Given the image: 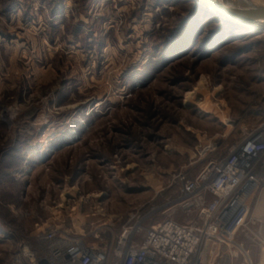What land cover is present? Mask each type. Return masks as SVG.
Here are the masks:
<instances>
[{
  "label": "rangeland",
  "instance_id": "obj_1",
  "mask_svg": "<svg viewBox=\"0 0 264 264\" xmlns=\"http://www.w3.org/2000/svg\"><path fill=\"white\" fill-rule=\"evenodd\" d=\"M206 10L0 0V264L37 223L113 247L126 227L136 243L170 213L194 219L181 175L264 128V26ZM256 173L247 225L207 245L219 264H264V161Z\"/></svg>",
  "mask_w": 264,
  "mask_h": 264
},
{
  "label": "built area",
  "instance_id": "obj_2",
  "mask_svg": "<svg viewBox=\"0 0 264 264\" xmlns=\"http://www.w3.org/2000/svg\"><path fill=\"white\" fill-rule=\"evenodd\" d=\"M260 129L225 158L208 162L194 178L181 175L178 206L194 212L193 220L180 222L170 213L136 243L135 228L126 227L113 247L104 241L89 243L58 225L37 223L32 241L22 240L9 264H219L220 250L207 253V245L232 244L251 217L249 199L260 187L256 170L264 161V128Z\"/></svg>",
  "mask_w": 264,
  "mask_h": 264
},
{
  "label": "water",
  "instance_id": "obj_3",
  "mask_svg": "<svg viewBox=\"0 0 264 264\" xmlns=\"http://www.w3.org/2000/svg\"><path fill=\"white\" fill-rule=\"evenodd\" d=\"M213 13L238 26L264 25V1L251 0H195Z\"/></svg>",
  "mask_w": 264,
  "mask_h": 264
},
{
  "label": "bare ground",
  "instance_id": "obj_4",
  "mask_svg": "<svg viewBox=\"0 0 264 264\" xmlns=\"http://www.w3.org/2000/svg\"><path fill=\"white\" fill-rule=\"evenodd\" d=\"M241 1H244V0H241ZM245 1H251V0H245ZM253 1V0H252ZM205 8V7H204ZM207 10H209V12L211 11V9L210 8H206ZM206 10V11H207ZM212 12V11H211ZM255 27H262V26H264L263 24H256V25H254ZM243 27V26H242ZM255 27H252V28H255ZM251 29V28H250ZM255 29H257V28H255ZM245 30V29H244ZM264 31V30H263ZM259 35V34H258ZM255 37H256V35H255Z\"/></svg>",
  "mask_w": 264,
  "mask_h": 264
},
{
  "label": "crops",
  "instance_id": "obj_5",
  "mask_svg": "<svg viewBox=\"0 0 264 264\" xmlns=\"http://www.w3.org/2000/svg\"><path fill=\"white\" fill-rule=\"evenodd\" d=\"M259 214L255 213V215L253 216L254 218H258V217H261L260 216V212H258Z\"/></svg>",
  "mask_w": 264,
  "mask_h": 264
},
{
  "label": "trees",
  "instance_id": "obj_6",
  "mask_svg": "<svg viewBox=\"0 0 264 264\" xmlns=\"http://www.w3.org/2000/svg\"><path fill=\"white\" fill-rule=\"evenodd\" d=\"M196 10H198V8H196Z\"/></svg>",
  "mask_w": 264,
  "mask_h": 264
}]
</instances>
